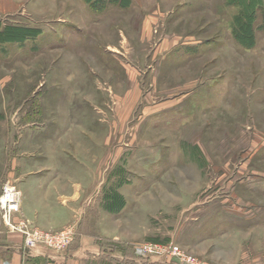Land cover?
<instances>
[{
    "label": "rangeland",
    "instance_id": "374dc122",
    "mask_svg": "<svg viewBox=\"0 0 264 264\" xmlns=\"http://www.w3.org/2000/svg\"><path fill=\"white\" fill-rule=\"evenodd\" d=\"M4 183L24 264H264V0H0Z\"/></svg>",
    "mask_w": 264,
    "mask_h": 264
},
{
    "label": "crops",
    "instance_id": "0c3cea01",
    "mask_svg": "<svg viewBox=\"0 0 264 264\" xmlns=\"http://www.w3.org/2000/svg\"><path fill=\"white\" fill-rule=\"evenodd\" d=\"M70 197H73V195H71ZM67 208L71 210V206ZM13 235L16 238L13 239V242L11 244H7V241L5 239H3L2 241L0 239V264H2L1 261L4 262L7 260H9L10 264H24L25 257H22L20 245H18L19 236L16 234ZM87 242L89 241L84 240L83 243H85V245L80 246V248L73 252H64L62 256L49 249L39 247L37 248V250L31 253L34 256H32L33 258L30 259H32L31 261L44 259L47 260L50 264H78L82 259H84L86 254L96 253V251L94 252V250H96L94 245L91 243L88 244ZM29 260L27 264H32Z\"/></svg>",
    "mask_w": 264,
    "mask_h": 264
},
{
    "label": "built area",
    "instance_id": "2783aa9c",
    "mask_svg": "<svg viewBox=\"0 0 264 264\" xmlns=\"http://www.w3.org/2000/svg\"><path fill=\"white\" fill-rule=\"evenodd\" d=\"M18 202L19 192L16 190V187L12 186V184L4 183L0 192V214L5 225L11 228L19 227L14 225L16 222L13 220V214L17 210ZM19 229L22 233L25 231L21 227Z\"/></svg>",
    "mask_w": 264,
    "mask_h": 264
}]
</instances>
